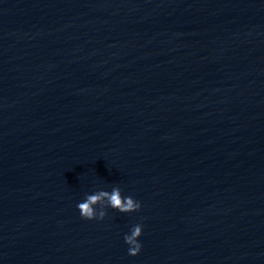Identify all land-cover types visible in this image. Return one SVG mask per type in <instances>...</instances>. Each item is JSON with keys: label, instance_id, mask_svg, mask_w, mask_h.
Wrapping results in <instances>:
<instances>
[{"label": "water", "instance_id": "water-1", "mask_svg": "<svg viewBox=\"0 0 264 264\" xmlns=\"http://www.w3.org/2000/svg\"><path fill=\"white\" fill-rule=\"evenodd\" d=\"M0 264H264V0H0Z\"/></svg>", "mask_w": 264, "mask_h": 264}, {"label": "clouds", "instance_id": "clouds-1", "mask_svg": "<svg viewBox=\"0 0 264 264\" xmlns=\"http://www.w3.org/2000/svg\"><path fill=\"white\" fill-rule=\"evenodd\" d=\"M105 197L108 199L110 207L121 213L137 211L141 207L140 203L132 197H122L119 189H113L110 194L102 191L89 195L83 202L78 203L80 215L86 220L103 219L106 213L97 211L96 205ZM141 235L142 225H136L132 228L131 233L124 237L125 242L130 246L129 254L132 256H136L141 250V244L138 242Z\"/></svg>", "mask_w": 264, "mask_h": 264}]
</instances>
